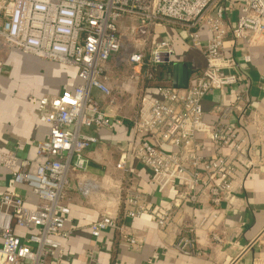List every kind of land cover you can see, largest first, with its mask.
Instances as JSON below:
<instances>
[{"label":"built area","instance_id":"built-area-1","mask_svg":"<svg viewBox=\"0 0 264 264\" xmlns=\"http://www.w3.org/2000/svg\"><path fill=\"white\" fill-rule=\"evenodd\" d=\"M233 18L235 26L231 27ZM125 19L131 22L130 39L138 48L127 55L128 60L144 91L131 118L125 115L124 104L112 92L106 74L107 64L125 48L127 37L119 25ZM165 25L182 30L185 41L206 61L186 89L173 86L169 69L176 63L174 42L149 38L152 28ZM203 30L207 39L202 37ZM230 33L236 45H264V0H0V68L6 56L18 50L76 68L81 80L74 90L64 86L60 95L44 96L38 102V117L50 127L49 138L35 143L39 165L33 168L34 161L16 150L0 151V168L10 172L15 185L0 195V264H65L64 242L73 233L68 228L71 210L64 201L70 175L89 169L86 152L98 143L96 136L84 130L114 132L128 119L133 149L121 155L118 169L127 171L133 156L151 171L160 195L169 197L176 183L182 186V193L161 205L129 189L124 219L149 215L167 232L178 208L207 202L210 211L187 233L195 235L208 228L212 239L221 242L216 223L232 206V197L242 193L247 176L264 167V154L259 152L262 144L248 139L241 118L237 127L229 123L235 112L244 115L251 105L249 85L239 72H231L240 66L225 54ZM250 62L251 57L245 56L244 64ZM261 86L264 88V80ZM148 88L159 96L147 95ZM227 88H235L234 105L221 106L218 121L207 123L204 101L211 92ZM96 90L117 109L101 108L93 97ZM200 136L213 146L211 158L206 155V145L199 142ZM17 187L30 190L33 199ZM89 228L95 241L115 230L131 249L137 250L143 243L110 215L101 216ZM19 229L35 232L21 236ZM196 244L184 235L175 247L196 254Z\"/></svg>","mask_w":264,"mask_h":264},{"label":"crops","instance_id":"crops-1","mask_svg":"<svg viewBox=\"0 0 264 264\" xmlns=\"http://www.w3.org/2000/svg\"><path fill=\"white\" fill-rule=\"evenodd\" d=\"M235 8L237 11V6ZM235 21L236 18L231 19V27L235 26ZM202 37L207 39L204 30ZM149 38L152 42L161 39L174 42L176 63L188 64L189 79L204 69V56L185 41L182 30L171 25L154 27ZM225 54L233 57L240 66L231 72H239L249 85L251 104L244 115L235 112L229 123L237 127L242 122L248 139L252 143H261L259 152L264 154V88L261 86L264 80V45L249 47L244 42L236 45L230 33L225 41ZM245 56L251 57V62L246 65ZM169 70L173 75V67ZM106 74L112 92L120 97L121 105L124 104L125 115L131 118L144 91L128 56L114 57L106 66ZM80 83L76 68L45 61L18 50L10 52L4 67L0 68V151L16 150L21 156L34 161L33 168L39 165L41 161L36 160L35 143L49 138L50 127L38 117V102L44 96L60 95L64 86L74 90ZM146 93L159 96L153 88H148ZM93 97L101 108L103 106L110 112L117 109L109 105V100L100 91H94ZM234 102L235 88L211 92L203 103L205 121L216 123L219 119L218 109L234 105ZM84 131L96 136L98 143L86 152L89 169L85 173L72 172L70 175V186L64 201L71 210L68 228L73 229V233L64 242L65 264H264V167L247 176L242 193L232 197V206L222 221L216 223L221 242L212 239L208 228L199 229L195 235L187 233L191 225L210 211L207 202L197 207L187 204L178 208L172 226L166 232L160 230L149 215L134 220L123 217L129 189H136L161 205L178 199L182 193V186L176 183L169 197L160 195L152 183L151 171L133 156L130 157L127 171L118 169L121 155L124 152L132 153L133 149L134 138L129 119L124 127L114 132ZM198 139L206 145V155L211 158L214 154L211 143L204 136ZM12 187L15 185L10 172L0 168V195ZM17 188L33 199L30 190ZM28 203L34 205L31 201ZM226 206L224 204L223 208ZM103 215H110L120 224H125L128 233L143 241L141 247L131 249L125 237L115 230L103 233L95 241L89 227ZM17 232L27 236L35 230L19 229ZM184 235L197 241L194 247L196 254L176 249V241Z\"/></svg>","mask_w":264,"mask_h":264},{"label":"water","instance_id":"water-1","mask_svg":"<svg viewBox=\"0 0 264 264\" xmlns=\"http://www.w3.org/2000/svg\"><path fill=\"white\" fill-rule=\"evenodd\" d=\"M189 84V66L186 63L173 65V86L178 89H186Z\"/></svg>","mask_w":264,"mask_h":264},{"label":"rangeland","instance_id":"rangeland-1","mask_svg":"<svg viewBox=\"0 0 264 264\" xmlns=\"http://www.w3.org/2000/svg\"><path fill=\"white\" fill-rule=\"evenodd\" d=\"M129 22H130L129 20L125 19L119 23L120 27H122V32L124 33V36L127 37L124 43L125 48L123 49L121 54L123 56L124 55L127 56L129 53L134 52L138 49L136 42L130 39L131 36H130L129 28L131 26L130 25L131 23Z\"/></svg>","mask_w":264,"mask_h":264},{"label":"trees","instance_id":"trees-1","mask_svg":"<svg viewBox=\"0 0 264 264\" xmlns=\"http://www.w3.org/2000/svg\"><path fill=\"white\" fill-rule=\"evenodd\" d=\"M124 66V65H123Z\"/></svg>","mask_w":264,"mask_h":264}]
</instances>
